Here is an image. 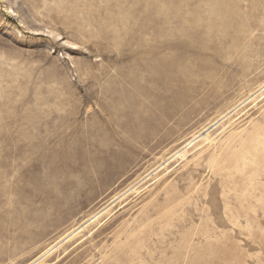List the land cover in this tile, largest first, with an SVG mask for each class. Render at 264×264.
<instances>
[{"label": "rangeland", "instance_id": "374dc122", "mask_svg": "<svg viewBox=\"0 0 264 264\" xmlns=\"http://www.w3.org/2000/svg\"><path fill=\"white\" fill-rule=\"evenodd\" d=\"M262 85L264 0H0V264H264Z\"/></svg>", "mask_w": 264, "mask_h": 264}, {"label": "bare ground", "instance_id": "6f19581e", "mask_svg": "<svg viewBox=\"0 0 264 264\" xmlns=\"http://www.w3.org/2000/svg\"><path fill=\"white\" fill-rule=\"evenodd\" d=\"M263 87H264V85H262L260 89H262ZM255 92H256V91H255ZM258 92H259V91H258ZM253 95H254V93H252L251 95H249V96L247 97V99L250 98V97H252ZM262 98H263V97H262ZM247 99L244 100V103H245V101H246ZM248 100H249V99H248ZM241 102H242V101H241ZM237 106H238V105H237ZM234 109H236V107H235ZM234 109H231L229 112L233 111ZM229 112H228V113H229ZM218 123H219V122H218ZM216 125H217V124H216ZM204 133H205V132H204ZM207 134H208V132H207ZM207 134H205V135H203V136H207ZM200 135H202V134H200ZM183 155H184V154H183ZM183 155H181V156H183Z\"/></svg>", "mask_w": 264, "mask_h": 264}]
</instances>
